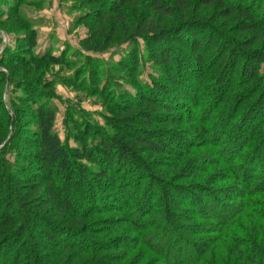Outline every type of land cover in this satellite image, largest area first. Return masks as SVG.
Listing matches in <instances>:
<instances>
[{"label": "trees", "instance_id": "obj_1", "mask_svg": "<svg viewBox=\"0 0 264 264\" xmlns=\"http://www.w3.org/2000/svg\"><path fill=\"white\" fill-rule=\"evenodd\" d=\"M196 1L152 0L147 14L117 17L124 29L119 28L118 35L150 38L154 56L160 53L162 40L183 44L171 35L186 30L189 55L196 62L190 70L182 66L197 85L190 97L178 79L170 83L176 96L167 93L161 78H153L151 84L137 82L133 93L117 96L109 91L118 103L124 94L129 95L118 109L126 122L116 136L98 130L92 138L88 135L92 127L75 117L73 124L87 132L71 133L73 145L63 141L54 130L57 108L51 93L41 96L37 104V127L26 141L27 148L17 150L12 147L15 141L4 142L10 116L0 101V113L5 116V121L0 120V249L8 247L0 264H262L255 255L258 247L254 253L245 248L250 246L247 241L257 240L262 246L264 240V54L240 53L230 39L226 50H217L218 36L225 37L208 21L219 20L222 27L234 23L236 32L243 34L242 45L252 46L255 42L247 39L253 34L264 41V4L254 11L249 8L252 3L243 0V6L232 0ZM198 27L215 30L218 36L198 39ZM36 45V33L30 31L31 57L46 64L60 63L59 56L33 53ZM160 49L165 56L159 62L168 64V50ZM6 50L13 56L14 49ZM86 51L100 52L96 46ZM213 51L217 56L207 60V53ZM224 52H230V58ZM239 56L244 61L238 80L232 82ZM10 59L0 63L8 65ZM130 60L139 67L136 55ZM209 76L214 78L215 90L207 95L202 83ZM5 81L0 71V92ZM106 91L100 88L99 94ZM255 92L259 93L256 100ZM187 98L190 105L182 103ZM166 101L187 114L193 108L197 113L164 123L153 114L169 113L172 109ZM71 110L78 112V118L83 115L69 106ZM131 122H140L146 129L153 123L172 124L192 133L195 141L166 131L156 140L131 134ZM10 148L18 153L15 163L8 157ZM203 150L213 156L196 168L192 163L198 162ZM19 154L35 163L38 175L20 173L23 169L16 164L25 158ZM174 195L181 205L175 204ZM205 197L211 198L212 206ZM114 211L121 217H95Z\"/></svg>", "mask_w": 264, "mask_h": 264}, {"label": "rangeland", "instance_id": "obj_2", "mask_svg": "<svg viewBox=\"0 0 264 264\" xmlns=\"http://www.w3.org/2000/svg\"><path fill=\"white\" fill-rule=\"evenodd\" d=\"M129 1L0 0V59L6 61L11 58L10 64L8 65L0 63V71L4 72L7 78V81L2 83L0 101L2 100L4 102L10 116V123L7 124V136L4 142L8 140L15 141L12 147L17 150L24 147L27 148L28 144L26 141H30V138L33 137V131L37 127L35 117L37 104L41 96L45 94L49 95L53 93L52 103L57 108L54 125L55 132L63 141H67L72 145L74 144V136L71 133L85 135L87 132L86 128L80 130V126L73 124L75 117H77L75 119H80V121L82 119L87 124V127H92L88 131V135L92 138H94L98 130L113 136L118 134V129L123 125L122 122H126L125 118L119 115L118 109L125 105V101L129 95L124 94L118 103L109 97V91L113 90L117 96L124 91L133 93L137 89V82L151 84L153 78H161L163 84L170 91L167 93L176 96L173 85L170 83L172 79H178L184 82L183 86L186 97L192 96L194 92L193 87L197 85V81L196 78L188 75L184 67L189 70L192 69L195 66L196 60L189 55V46L186 44L188 38L185 37L186 30H180L175 35H171L174 39L176 38L179 41L181 39L183 44L174 41L167 44L163 40L160 42L161 45L159 43L160 46H165L166 50H168L167 54L169 57L168 64L166 62L160 63L158 59L163 58L165 54L162 53L160 46V53L157 56L152 54L150 38L145 39L139 37L134 39L130 35H126L123 38V33L125 32L121 33L123 34L121 36L118 35L119 28L122 29V26L117 24V21L120 23L119 20H116L117 17H127L135 15L136 13H139V15L147 14L150 9L149 6L152 5V0ZM232 1L242 2V0ZM243 1L244 3H252L249 8L254 11L256 9L258 11L261 10L260 8L264 4V0ZM195 2L197 1L195 0ZM114 5L117 6L116 9ZM241 5L243 6V2ZM216 11L217 9L215 13ZM24 19H28L30 22L24 24L22 21ZM208 23L214 25L217 32L222 33L225 38L222 40L215 30L213 32L211 29L202 27L199 29L198 27V30H196L200 32L198 39L206 40L209 36H212L213 40H215L218 36V39H221V41L217 42V50H221L222 48L226 50L227 41L230 39L234 42L232 47L240 53L244 50L247 52L250 51L252 54L257 52L264 54V41H261L262 38H258L256 36L257 34L248 37L247 41L255 43L252 46L246 47L242 45L244 41L243 34L241 35L236 32L234 23L227 22L230 24L228 25L229 27H222L219 20L214 22L208 21ZM180 27L176 28L179 29ZM30 31H34L37 36V45L33 49V53H48L59 56L61 58L60 63L46 64L44 60H34L31 57L32 53L27 47ZM91 46H96L100 52L86 51V48ZM7 48L10 50L14 49L12 51L14 52L13 56L7 53ZM201 49L203 50L204 47ZM230 54V52H224L223 55L228 59L230 58ZM133 55H136V63L139 65L138 68H135V64L130 63V58ZM213 56H217L215 51L208 52L206 58L208 60ZM238 60L240 62L238 68L231 72L232 82H235L239 76L244 57L239 56ZM183 63L185 64V66L183 65L184 67L182 66ZM131 69H135V74L131 73ZM44 82L48 87L43 85ZM19 84H22L23 87H17ZM203 85L207 95L208 92L212 93L215 90L214 78L209 76L208 81H204L202 83ZM100 88L102 91L104 89H107V91L99 94ZM198 95L196 94V96ZM258 96L259 93L255 92V100ZM187 101L189 102L188 98L183 99L182 103L190 105ZM165 103L172 109L169 113L161 110L157 114H153L154 118L160 119L164 123L176 117L182 118L181 120L191 118L197 113V110L193 108V112L187 114L175 106L173 101H166ZM69 106L73 110L80 111L83 117L78 118L79 114L77 111L72 112L71 110L69 112ZM227 106L225 105L224 108L226 109ZM4 117L0 113L1 121H5ZM164 123H153L152 127L146 129L141 126L140 122H134L130 125V133H138L139 135L147 137L150 136L156 140L159 139V133L166 131L165 133L173 132L172 134L175 133V135L186 139V141H195L191 136L192 133L187 130ZM96 124L99 125V128H97L98 125ZM224 131H227L225 126ZM203 151L198 156L200 157L198 162L192 163L196 168H200L202 164H205L213 156L210 151ZM8 154L10 161L15 163L14 157L18 153H15L10 148ZM19 156L21 159L26 157L22 154H19ZM16 165L22 167L23 170L20 173L24 176L39 174L35 163L30 158H25ZM127 184L130 183L127 182ZM187 190L190 192L193 191L190 189ZM214 197H217L215 198L217 201H225L223 196ZM106 199L111 203V200L105 196ZM205 199L212 206L211 198L205 197ZM174 202L177 206L181 205L176 195H174ZM94 205L95 208H102L100 205ZM210 210L212 211V209ZM95 217L120 218L121 215L118 211H114L112 214L100 213L95 215ZM256 227L258 228V225H255ZM258 235H260V232ZM98 237L100 239L104 238L103 236ZM253 238L254 236L252 235ZM126 239L125 242L129 243V238ZM263 241L262 246L257 245V240L247 241L250 243V246L246 245L245 248L248 253H254L258 247V251L260 252L255 255L262 264L264 263V252L261 251V248H264ZM52 247L55 248L56 244ZM7 248L3 247L0 249V261H2L4 254L8 251ZM207 257L208 255L205 256V259Z\"/></svg>", "mask_w": 264, "mask_h": 264}]
</instances>
